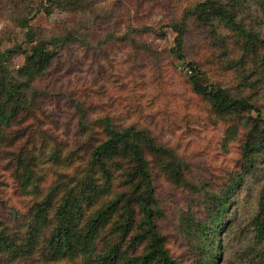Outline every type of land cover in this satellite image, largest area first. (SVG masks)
Listing matches in <instances>:
<instances>
[{
  "label": "rangeland",
  "instance_id": "rangeland-1",
  "mask_svg": "<svg viewBox=\"0 0 264 264\" xmlns=\"http://www.w3.org/2000/svg\"><path fill=\"white\" fill-rule=\"evenodd\" d=\"M203 1L0 0V52L29 50L36 41H46L56 53L45 75L30 84L31 95L42 94L0 139V223L25 219L35 199L19 189L5 162L4 153L11 151L7 146L15 136L14 152L35 153L46 191L64 173L72 175L86 157L79 151L89 142L79 128V108L86 120L109 117L117 128L134 124L152 131L186 163L188 182L182 189L162 179L156 183L161 235L176 261L202 264L217 254L214 264H264L257 258L262 249L253 242L252 224L264 189V153L254 166L243 164L239 142L227 136L229 125L209 114L189 82L196 71L203 82L247 98L264 113V20L256 0L235 6L236 20L256 33L248 46L231 30L189 21L183 60H178L171 53L176 37L171 24ZM68 33L72 40L61 45L57 39ZM245 47L260 52L243 69L238 63ZM23 63L17 55L6 66L15 71ZM234 183L238 186L232 189ZM227 191L222 209L219 199ZM213 214H220L211 236L214 244L209 235L198 242L200 227Z\"/></svg>",
  "mask_w": 264,
  "mask_h": 264
},
{
  "label": "trees",
  "instance_id": "trees-1",
  "mask_svg": "<svg viewBox=\"0 0 264 264\" xmlns=\"http://www.w3.org/2000/svg\"><path fill=\"white\" fill-rule=\"evenodd\" d=\"M247 1L230 0L225 4L206 0L184 10L180 21L171 24L176 34L171 53L183 60L182 44L189 21H196L200 27L231 30L244 40V46L253 45L256 33L247 31L236 20L235 6ZM256 6L264 20V0H256ZM69 34L57 41L65 45L72 40ZM28 43L33 44L34 39L28 38ZM48 44L36 41L29 50L12 48L0 52V139L3 131L16 123L22 111L28 112L42 94L31 95L29 89L34 80L45 75L56 57ZM236 44L240 45L239 41ZM259 52L242 48L238 65L244 64L242 68L246 69ZM17 55L23 56L24 63L18 70L9 71L6 65ZM200 75L194 71L189 79L192 92L205 101L215 120L229 125L227 136L239 142L243 164L254 166L259 153H264V113L247 98L203 82ZM77 111L82 136L89 141L79 150L86 157L72 175L64 173L61 182L46 191L35 153L31 151L29 156L27 149L14 152L19 141L15 136L13 144L7 146L11 151L4 153L5 162L19 189L35 199L25 219L0 223V264H181L169 254L161 235L156 183L162 179L182 189L188 182L186 163L146 128L134 124L117 128L109 117L86 120L84 111ZM44 149L45 143L39 147L41 155ZM53 156L58 153L55 151ZM70 177L69 182H63ZM235 186L238 183L232 189ZM228 193L220 196L218 206L222 205V209L228 203ZM257 207L252 221L253 242L262 249L257 258L264 259V189ZM219 220L220 214L210 216L207 225L200 227L202 237L198 242L205 240L204 235L212 236ZM214 241L211 237L209 242ZM206 259L207 263L202 264H214L218 257L216 254Z\"/></svg>",
  "mask_w": 264,
  "mask_h": 264
}]
</instances>
